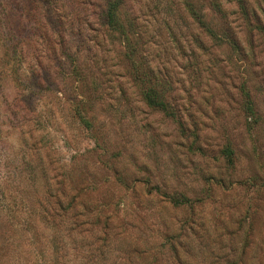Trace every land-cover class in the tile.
<instances>
[{
    "label": "rangeland",
    "instance_id": "rangeland-1",
    "mask_svg": "<svg viewBox=\"0 0 264 264\" xmlns=\"http://www.w3.org/2000/svg\"><path fill=\"white\" fill-rule=\"evenodd\" d=\"M160 1L126 9L178 120L101 0H0V264H264V0H189L216 41Z\"/></svg>",
    "mask_w": 264,
    "mask_h": 264
},
{
    "label": "trees",
    "instance_id": "trees-1",
    "mask_svg": "<svg viewBox=\"0 0 264 264\" xmlns=\"http://www.w3.org/2000/svg\"><path fill=\"white\" fill-rule=\"evenodd\" d=\"M101 1L102 6L99 13L100 24L105 28L106 32L116 35L121 40L124 47L125 60L129 63L128 73L131 76L134 85L138 88L143 103L151 110L158 111L166 117L178 120L176 115L177 112H174V108L172 107L171 102H169L171 86L168 82L164 81L160 75H157L156 70L149 59H147L135 45L134 38H139L137 32L139 25L137 22L141 17L134 11H128L126 9L129 0ZM154 1L161 3L160 0ZM208 3V7H211L214 14L224 17V12L217 0H209ZM180 4L185 14L195 25H197L198 28H200L211 40H218L216 29L211 28V25L208 24L205 19V10L195 6L189 0H181ZM154 7H157V11L160 10L159 4H155ZM163 7L165 8L163 12L166 15L173 16L176 14L177 9L172 0H166ZM238 7L242 15L247 18L248 14L244 9L241 0H238ZM241 92L244 97V109L247 113L246 115L250 118H255V110L249 92L245 90V88H242ZM81 121L86 126L90 125L82 117ZM172 201L173 203L178 204L177 201Z\"/></svg>",
    "mask_w": 264,
    "mask_h": 264
}]
</instances>
